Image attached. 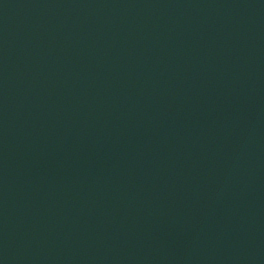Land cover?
<instances>
[{
	"label": "water",
	"instance_id": "water-1",
	"mask_svg": "<svg viewBox=\"0 0 264 264\" xmlns=\"http://www.w3.org/2000/svg\"><path fill=\"white\" fill-rule=\"evenodd\" d=\"M0 264H264V144L0 166Z\"/></svg>",
	"mask_w": 264,
	"mask_h": 264
}]
</instances>
